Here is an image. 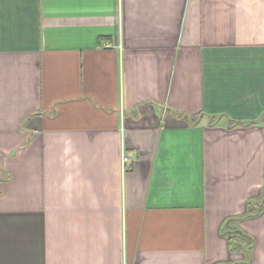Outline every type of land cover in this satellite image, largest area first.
Instances as JSON below:
<instances>
[{"label":"crops","instance_id":"obj_1","mask_svg":"<svg viewBox=\"0 0 264 264\" xmlns=\"http://www.w3.org/2000/svg\"><path fill=\"white\" fill-rule=\"evenodd\" d=\"M263 193L264 0H0V264H264Z\"/></svg>","mask_w":264,"mask_h":264},{"label":"trees","instance_id":"obj_2","mask_svg":"<svg viewBox=\"0 0 264 264\" xmlns=\"http://www.w3.org/2000/svg\"><path fill=\"white\" fill-rule=\"evenodd\" d=\"M201 117L202 115H195L192 116V119H194V122H197ZM213 119L215 120L214 117ZM230 125L234 126L237 125V123L231 122ZM263 201L264 193L259 199L250 201L248 203V215L257 214L262 209ZM222 233L227 237L230 249L233 252H242L246 255H249V253L252 251L255 241L254 238L248 233L237 227L230 228L228 224L224 225L222 228Z\"/></svg>","mask_w":264,"mask_h":264}]
</instances>
